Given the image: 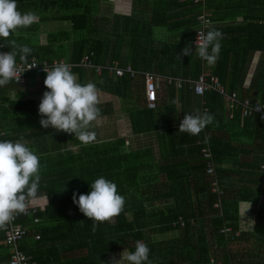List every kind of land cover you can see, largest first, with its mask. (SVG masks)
Wrapping results in <instances>:
<instances>
[{
  "label": "trees",
  "instance_id": "obj_1",
  "mask_svg": "<svg viewBox=\"0 0 264 264\" xmlns=\"http://www.w3.org/2000/svg\"><path fill=\"white\" fill-rule=\"evenodd\" d=\"M16 2L37 6L41 21L58 19L70 22L71 26L50 32L47 44L41 45L38 25L35 24V43L28 33L19 30L7 40L0 38L4 50L10 52L11 47L7 44L15 40L17 44L32 49L27 60L36 57L40 62L64 60L76 64L74 73L80 77V83H87L86 77H91L99 91L124 100L137 94L145 96L144 75L117 77L108 69L98 75L94 69L79 66L83 58L91 56L97 66L109 67L119 63L120 67L132 66L140 73L154 72L166 78L197 80L204 65L193 54L182 55V50L186 46L191 49L199 28L200 13L207 7L213 14V28L223 34L219 58L212 65L211 72L220 79L226 94L237 93L240 100L264 103V56L251 86L246 85L256 55L264 53V0H208L206 4H196L195 0H154L149 20L146 0H132L128 16L116 15L106 7L104 4L110 0ZM159 27L168 29L172 40H156L152 30ZM80 32L86 33L79 35ZM16 60L21 62L19 55ZM162 90L172 94L173 102L175 98L184 102L187 97H197L190 82L178 88L176 83L170 84L165 79ZM200 102V111L209 112L215 119L199 135L182 133L183 141L185 134L191 138L186 142L191 148L190 157L182 156L178 161L179 148L176 146L171 151V157H175L170 162L174 159L177 162L171 163L166 171L162 150L157 155L154 152L128 154L134 160L123 154L117 162L114 158L101 162L98 146L85 148L78 154L73 152L77 148L76 138L68 139L66 132L47 130L38 134L40 145L36 139L34 151L41 164L38 197H48L50 204L45 212L37 215L41 218L40 223H34V216L20 219L23 225L30 226L31 233L22 250L32 258V264H112V253L134 252L137 240L148 245L152 264H264V210L258 213L255 230H241L237 225L238 214L232 213L233 208L228 209L226 205L223 183L231 177L239 179L245 173H263L264 136L255 138L252 144L256 159L254 157L249 167L241 171L224 167L221 160L217 163L222 153L215 148L210 131L225 126V97L210 91L200 98ZM136 104H140L139 98ZM164 107L165 104L159 106L158 103L162 114ZM177 107H170L169 111L175 109L177 112ZM190 111L194 110L183 112ZM237 112L240 114L241 111ZM129 113L134 127L140 128L138 108ZM247 119L264 123L258 117ZM168 127L170 129V126L155 125L153 130L160 132ZM171 132L173 138L180 134L179 130ZM205 148L210 149L214 158L213 176L207 174L209 161H205L201 153ZM101 176L117 185L126 202L114 222L99 223L93 232V221L80 212L72 196L74 192L77 199L79 194H88L90 184ZM165 176L168 182H165ZM185 181L188 184L183 183ZM213 182L224 191L223 196L212 191ZM256 199L252 195L239 197L241 201L255 202ZM221 202L222 208H215V204ZM225 225L231 226V230L222 232ZM35 235L40 236V241H35ZM8 262L4 229H0V264Z\"/></svg>",
  "mask_w": 264,
  "mask_h": 264
},
{
  "label": "crops",
  "instance_id": "obj_2",
  "mask_svg": "<svg viewBox=\"0 0 264 264\" xmlns=\"http://www.w3.org/2000/svg\"><path fill=\"white\" fill-rule=\"evenodd\" d=\"M32 4L33 3H30V5L25 6V4L19 2L17 3L18 10L21 12L33 11L38 16V11H40V9ZM153 4L154 0H146L145 2V7L148 9V14L146 15L148 20L150 17L149 12ZM104 5L112 9L116 15L120 16L130 15L133 6L132 0H110L108 4ZM141 5L144 6V4ZM35 24L38 25V38L41 45L47 44L50 32H56L61 28H70L71 26V23L68 21H60L58 19L41 21L38 16V21L30 27H27L30 30H27V28L18 29V31L23 30L28 33L27 36L32 37L34 43L36 31ZM84 33L86 32H80L79 35ZM263 56L264 53L262 52L256 55L247 80V87L251 86L254 74ZM30 58H28V60ZM208 68L212 70V65H209ZM35 75H27L26 82L23 85L9 82L7 85L0 87V91L3 93V104L0 106V127L5 134L3 141L7 138L12 142H16L22 138L33 151L36 149V139L40 145L39 139L37 138L38 134L47 130H55L51 126L45 129L39 123L42 118L39 115V104L43 98V93L48 91V89L44 85L45 79L40 77L44 75ZM86 78L85 81L94 83L91 77ZM79 79L80 77H78V80ZM168 93L165 90L160 91L159 106L165 104L162 114L161 109H152L149 106L147 94H145V96L137 94L134 98L128 97L124 100L113 94L99 91L100 104L98 106L101 109V117L99 122H94L93 126V130L96 132V140L91 144L84 145L76 139L77 148H74L73 152L79 154L84 151L85 148L98 146L100 150L99 160L101 162H106L111 158H114L115 162H117L123 157V154L124 156L130 157L131 160H134V158L128 154L154 152L157 155L160 154L162 150L164 164L166 163L164 166L165 171L171 163L175 164L177 162L176 159L170 162L171 158L173 159L175 157H171V151L175 150L176 146L179 148L180 158L178 161H181L182 156L189 159V151L191 148L186 142L191 141L190 136L185 134L183 141L182 132H180L179 135H175V133V137L173 138V132L170 133V130H179V125L185 115L183 112L184 110H202L201 102L199 104L202 96L196 95L197 97H192L191 99L187 97L184 102L181 98H175V102H173L174 99L172 98V94L169 95ZM179 96L180 95L177 94V97ZM138 98L140 104L137 105ZM176 105L178 106L177 112L175 109L172 112L169 111L170 107L172 109ZM202 105H205V103L203 102ZM225 105V126H222L223 128L219 127L215 131H210V136L212 142L215 144V148L222 153L217 163L221 160V162H224L223 166L226 168H236L238 171L245 170L247 166H250L256 155V152H252V144H254L255 138L261 139V137L264 136V123L259 124L257 119L248 120L243 117L241 112L240 114L237 112V110L240 111V109L233 108L232 102L226 98ZM136 108H138L140 112V128L134 127L129 113L130 110ZM192 112L194 111L188 113ZM155 125H158V127L170 126V129L168 127L163 131L156 132V130H153ZM66 135L68 139L75 137L74 134L66 133ZM177 136H179L178 139ZM161 141L162 145H160ZM199 143L200 141L197 142L198 145ZM112 152H114V154H112ZM150 162H153L152 158H150ZM70 168L72 167L70 166ZM164 180L168 182L167 176L164 177ZM183 183L188 184L187 181ZM223 183L226 191V205L228 209L233 208L231 212L237 213L239 216L237 225L240 226L241 230H255L258 213L264 210V171L263 173H257V175L245 173L242 174L239 179H233L231 177V179L228 178L227 182L223 181ZM241 191L243 193H240ZM241 195H252L257 199L255 202L250 200L241 201L239 200ZM37 200L39 203H43L44 206L40 213L45 212L50 204L49 198L38 197ZM237 200H239V202H237ZM235 202H237L235 206H231ZM250 204L251 207L247 210ZM183 208L185 209L186 207L183 206ZM215 208H222V202L220 205L215 204ZM253 221L255 222L254 224ZM26 226H28L30 230V226ZM228 227L231 228V226Z\"/></svg>",
  "mask_w": 264,
  "mask_h": 264
},
{
  "label": "clouds",
  "instance_id": "obj_3",
  "mask_svg": "<svg viewBox=\"0 0 264 264\" xmlns=\"http://www.w3.org/2000/svg\"><path fill=\"white\" fill-rule=\"evenodd\" d=\"M37 21L38 16L35 12L18 10L16 0H0V38L7 40L18 29L30 27ZM197 33L200 43L198 48L196 45L195 53L208 65H214L219 58L223 34L214 28L206 33ZM7 45L11 47V51L0 52V87L13 80L19 81L21 75L18 73L30 69L18 67L16 57L19 55L20 61L26 64L32 49L27 45L17 44L15 40ZM192 54L187 46L182 50L184 56ZM44 71L46 72L44 85L48 91L43 93L39 104L41 126L45 129L51 126L57 131L74 134L84 145L93 143L96 140V132L91 129L94 122H99L101 117V109L98 106L99 89L96 84L91 81L80 83L70 65L63 62L56 63L51 68L44 67ZM214 119L212 114L207 111L201 112L200 109L185 113L179 125V132L199 135L207 125L213 123ZM40 169L39 156L22 138L16 142L0 141V229H5L16 215L25 213L30 204L38 198ZM219 190L222 191V195L214 193L221 197L224 191ZM72 199L80 212L93 221L91 228L93 232L97 230L99 223L114 222V218L121 214L126 202L125 197L119 194L117 185L103 176L90 184L88 194H79L77 199L74 192ZM250 207L251 204L247 210ZM149 253L148 245L137 240L135 251L124 250L122 258L115 264H122L123 261H127L128 264H152Z\"/></svg>",
  "mask_w": 264,
  "mask_h": 264
},
{
  "label": "built area",
  "instance_id": "obj_4",
  "mask_svg": "<svg viewBox=\"0 0 264 264\" xmlns=\"http://www.w3.org/2000/svg\"><path fill=\"white\" fill-rule=\"evenodd\" d=\"M208 0H195L196 4H206ZM207 24V27H206ZM214 26L213 14L207 7H204L199 16V28L197 32L206 33L211 30ZM200 40L198 38V33L195 37V41L191 47V51L194 56L200 59L204 65L203 71L198 77L197 80L187 81L181 78L174 77H164L154 72L148 73H140L137 70H134L132 66L120 67L119 63H114L113 66H97L91 61V56H86L83 58L79 66L91 68L96 71L98 75H100L103 70L108 69L110 72H113L117 75V77H123L125 75H130L131 78H135L138 74H142L145 77L146 82V94L148 96L149 106L152 109H156L158 107V98L160 91L163 88V81L165 79L169 80L170 84L176 83L178 88H182L185 82H190V87L193 90L195 95L203 96L208 91H213L220 93L230 102H232L233 108H239L241 114L245 118L258 117L261 120H264V103L259 101H252L250 99L240 100L237 93H233L231 95L226 94L225 87L222 85L220 79L212 74L211 70L208 68V64L206 61L201 59L195 53V47H199ZM0 52H7L3 49V45L0 44ZM66 63L70 65L72 72L74 73L75 68L78 66L76 64H72L66 62L64 60L54 61L49 63L47 61L40 62L37 58H30L27 63L17 62V66L22 69H27L25 72H20L18 75L20 76L19 81L13 80L14 84L23 85L26 82L27 75L32 73L36 75H44L46 76V72L44 71V67L51 68L56 63ZM3 104L2 101V92L0 91V106ZM5 134L1 130L0 127V141H3ZM204 160H208L209 164L207 168V174L213 176L215 173V165L214 158L210 149L205 148L201 151ZM264 168V167H263ZM213 192L219 193L222 195V191L219 190L217 182L212 183ZM43 200V199H40ZM43 203H39L36 199L33 203L30 204L29 208L25 213L18 214L15 216V219L6 226L4 229V247L8 251V264H32V258L27 256L23 250L22 245L28 238L30 234V230L28 226H25L21 223L20 219L25 216H34V223L38 224L41 222V218L37 216L41 210H43ZM181 219V218H180ZM231 230L230 227L224 226L221 231L226 232ZM35 241H40V236H34ZM212 262H214L212 260ZM215 263V262H214ZM221 264V263H218Z\"/></svg>",
  "mask_w": 264,
  "mask_h": 264
},
{
  "label": "rangeland",
  "instance_id": "obj_5",
  "mask_svg": "<svg viewBox=\"0 0 264 264\" xmlns=\"http://www.w3.org/2000/svg\"><path fill=\"white\" fill-rule=\"evenodd\" d=\"M140 7H144L140 4ZM138 13H141V11H137ZM153 35L155 36L156 40L159 41H167V40H172V35H169V30L168 29H163L162 27L160 28H154L153 30ZM150 33V32H148ZM97 128V127H95ZM94 127L92 128V130ZM124 251H119L111 254V259H112V264H115L116 261L120 260L122 258V253ZM127 252V251H126ZM122 264H128L127 261H123Z\"/></svg>",
  "mask_w": 264,
  "mask_h": 264
}]
</instances>
